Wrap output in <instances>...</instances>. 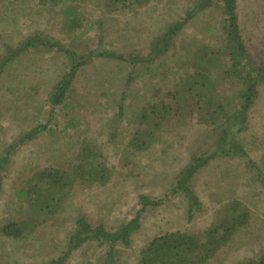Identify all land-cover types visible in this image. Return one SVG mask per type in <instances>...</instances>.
Instances as JSON below:
<instances>
[{"label": "rangeland", "instance_id": "rangeland-1", "mask_svg": "<svg viewBox=\"0 0 264 264\" xmlns=\"http://www.w3.org/2000/svg\"><path fill=\"white\" fill-rule=\"evenodd\" d=\"M20 2L0 0V59L7 46L15 47L35 31L52 35L59 30V23L50 19L38 1ZM190 3L147 0L136 14L124 16L109 14L91 4L88 16L101 20L103 27L95 25L79 52L94 55L102 49L123 58L146 56L153 37L168 24L179 22ZM237 16L247 52L254 64L264 66V0H237ZM221 20L215 5L198 14L176 39L175 53L171 55V51L150 65L139 63L132 68L97 55L83 62L75 92L68 99L71 110L58 108L49 124L50 131L17 147L3 171L0 222L13 208L16 178H26L34 166L58 168L72 158L79 143L94 140L100 146L109 169L106 184L75 187L64 212L29 239L11 242L0 236V264H47L65 251L77 216L85 215L91 225L102 224L114 230L135 213L139 196L149 198L150 205L140 217V229L133 234L130 246L115 247V264H136L140 251L166 233L201 235L214 222L216 213L233 199L250 210L252 226L208 264H239L257 257L264 249V180L255 170L264 174L263 86L249 112L247 131L239 135L248 159L217 157L194 175L191 188L202 208L192 217L188 216L185 198L174 188L190 157L210 151L212 142L203 132L202 117L164 128L161 141L146 152L133 153L127 147L137 126L134 114L151 101L154 93L161 98L171 92L174 80L183 72L186 47L214 46L221 35ZM64 59L30 51L0 72V155L21 134L47 123L50 109L46 98L63 70ZM129 73L133 78L126 86ZM223 82L218 84L217 94L230 87V82ZM72 117L79 120V126L64 130ZM108 251L106 245L85 244L69 255L66 264H103Z\"/></svg>", "mask_w": 264, "mask_h": 264}, {"label": "trees", "instance_id": "trees-1", "mask_svg": "<svg viewBox=\"0 0 264 264\" xmlns=\"http://www.w3.org/2000/svg\"><path fill=\"white\" fill-rule=\"evenodd\" d=\"M20 1L22 0H15L17 4ZM34 1H38L43 10L47 9L50 19L59 23V30L52 35L35 31L15 47L7 46L5 55L0 59V72L30 51H42L65 59L63 70L46 98L50 109L47 123L21 134L0 155V196L4 186L2 173L17 147L34 140L47 130L50 131L49 124L58 108L71 110L68 99L75 92L74 84L83 62L92 61L97 55L128 64L132 68L139 63L140 66L150 65L171 51V55L175 53L178 43L176 39L198 14L214 5L220 10L221 35L217 42L214 46L208 43L195 49H184L183 72L174 80L173 89L161 98L154 93L151 101L134 114L137 126L127 143L128 149L133 153L146 152L161 141L164 128L183 124L198 115L202 117L203 132L212 142L210 151L208 154L196 152L190 157L189 163L178 174L174 188V192H179L185 198L188 216L192 217L194 212L202 208L191 188L194 175L217 157L248 159L245 143L240 141L239 135L247 131L249 112L259 96L260 87H264V66L254 64L241 36L237 0H191L179 22L168 24L153 37L146 56L128 58L102 49L94 55L79 52L95 25L103 27L101 20L94 21L88 16L89 5L103 7L109 14L124 16L136 14L147 0ZM206 30L209 32L208 28ZM172 68L174 66L169 69ZM166 73L170 74L168 71ZM132 78V73H129L126 86L131 83ZM222 81L230 82V87L217 94L216 91L220 89L218 84ZM121 111H118L119 117L122 116ZM67 121L64 130L68 127L77 129L79 126V120L74 117ZM112 136L114 137L113 134ZM57 167L34 166L26 178H16L13 190L15 202L0 222L1 237L11 242L29 239L50 219L64 212L66 202L74 193L75 187L92 188L94 184L104 186L109 172L101 148L94 140L79 143L72 158ZM255 170L264 180L262 171L257 168ZM148 205L150 199L139 196L135 213L114 230L102 224L91 225L85 215L77 216L65 251L47 264H66L72 252L93 242L109 247L103 264H115V247L130 246L133 234L140 229V217ZM251 226L250 210L242 202L233 199L216 213V219L204 233L194 235L174 232L156 237L140 251L136 264H208L221 250L233 243L239 234L246 235ZM239 264H264V249L256 258Z\"/></svg>", "mask_w": 264, "mask_h": 264}]
</instances>
